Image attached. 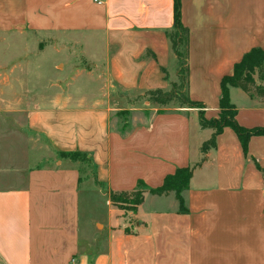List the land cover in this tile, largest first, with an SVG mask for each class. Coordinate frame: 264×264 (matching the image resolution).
I'll list each match as a JSON object with an SVG mask.
<instances>
[{"label":"crops","instance_id":"obj_1","mask_svg":"<svg viewBox=\"0 0 264 264\" xmlns=\"http://www.w3.org/2000/svg\"><path fill=\"white\" fill-rule=\"evenodd\" d=\"M181 2L188 94L216 118L222 78L251 48L264 49V0ZM173 23L174 0H0V35H27L39 52H70L53 66L64 78L30 103L25 94L7 97L0 60V264H264V134L250 138L245 154L225 127L203 155L213 129L201 126L196 108L144 97L178 81ZM45 38L54 42L40 47ZM25 61L17 59L18 72ZM34 77L16 78L21 93L38 91ZM229 93L239 124L264 127V101L235 86ZM203 158L182 192L183 211L174 192L150 193ZM139 180L144 200L126 215L111 195ZM172 196L177 204L144 208L150 197Z\"/></svg>","mask_w":264,"mask_h":264},{"label":"trees","instance_id":"obj_2","mask_svg":"<svg viewBox=\"0 0 264 264\" xmlns=\"http://www.w3.org/2000/svg\"><path fill=\"white\" fill-rule=\"evenodd\" d=\"M168 36L172 49L181 62L178 69V81L172 82L168 90H148L144 97L148 101L161 106L177 102L180 107L201 108V112H199L201 126L213 129L210 138L203 142L200 148L203 155L216 147L217 136L225 127H231L236 132L242 143L243 150L247 154L250 138L254 135H263L264 127L246 128L237 122V108L231 102L229 89L231 86L239 87L251 96L257 95L264 101V49L260 46L251 48L242 56L240 61L235 63L232 74L222 78L219 100L220 115L219 117L208 119L203 112L204 104L200 101L192 100L188 94L190 32L182 21L181 0H174V23L173 28L168 32ZM256 76L258 80H256ZM64 155L76 158L79 153L70 152L64 153ZM203 160L204 158L193 166L180 167L174 173L168 174L164 178L162 185L150 188V193L162 196L174 192L176 199L179 201L180 211H183L185 208L182 192L189 187L194 170L202 164ZM137 185L138 187L143 186V181L139 180ZM144 189L137 188L133 191L112 193L111 197L114 202H117V199L128 202L132 205V210L136 212L138 206L144 200Z\"/></svg>","mask_w":264,"mask_h":264},{"label":"rangeland","instance_id":"obj_3","mask_svg":"<svg viewBox=\"0 0 264 264\" xmlns=\"http://www.w3.org/2000/svg\"><path fill=\"white\" fill-rule=\"evenodd\" d=\"M52 41L54 42V39H41V44L40 47L45 46L49 44V42ZM31 43H33V46L31 48ZM38 40H31L30 37L27 35H14V34H7V35H0V48H4L2 51L6 52L3 54H0V60H3L7 62L8 66V77H9V84L7 87V97L9 99L14 100V98L18 95L25 94L24 102L29 103L33 100H37L38 98H41L44 95H47L51 90L52 87H49L47 84L49 83V80L53 79L56 80L55 83H57L60 79H63L64 76L55 67V62H65V58L68 57L69 53L66 48H63L62 51L57 52L53 50L52 48H48L46 51H38ZM75 53L74 55L79 56V47L73 50ZM28 59V61H25L24 63V71L23 72H18L16 69V61L17 59ZM185 60V59H183ZM1 62V61H0ZM6 62L4 64H6ZM34 64V65H33ZM33 66V67H32ZM74 72H68L66 76L72 74ZM23 74V75H22ZM33 74L35 75L34 79L38 80L36 81L39 85L38 91L35 92V94L31 97L26 95L27 93H31V91H26L27 87H23V92L21 93L22 88L16 86V78L23 77L25 79H31L33 77ZM3 77V75H2ZM0 77V79H2ZM50 89V90H49ZM3 102L1 103L0 106H3ZM26 104V103H24ZM18 107L22 106V103H18ZM14 103H9L8 107L11 109V107H16ZM26 107V106H25ZM15 109V108H12ZM199 112H201V108H196ZM220 114H218L217 117H219ZM197 113L191 114V120L196 123L197 121ZM122 119V118H121ZM13 122L14 120L11 119ZM9 120V122L11 121ZM123 120V119H122ZM121 120V121H122ZM11 121V122H12ZM115 121L113 122V124ZM9 127H15V124H9ZM199 138H203V135L195 134L193 137V144L195 143L196 140H199ZM44 150V149H43ZM47 150V149H46ZM49 151V150H48ZM42 158L40 159V162H42ZM140 189H144V186L138 187ZM97 198V197H96ZM97 200L100 202V200L97 198ZM158 200V201H157ZM116 205L122 210L123 213L126 215L128 214H133L132 210V205L129 204L128 202L125 201H120L117 199V202H115ZM173 203H176V199L174 196L169 197L167 199H155L154 197H150L144 204V208H149V207H154V206H159V207H169ZM177 204V203H176ZM95 211H97L99 214H102L103 208L102 206L100 207H95ZM94 211V212H95ZM132 211V212H130ZM90 211H83L81 216L84 219L89 220L91 213ZM133 218V217H132Z\"/></svg>","mask_w":264,"mask_h":264}]
</instances>
